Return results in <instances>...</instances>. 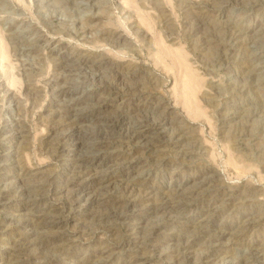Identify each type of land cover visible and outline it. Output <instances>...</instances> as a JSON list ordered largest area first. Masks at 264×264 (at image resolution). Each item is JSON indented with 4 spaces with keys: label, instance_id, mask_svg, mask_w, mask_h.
<instances>
[{
    "label": "rangeland",
    "instance_id": "rangeland-1",
    "mask_svg": "<svg viewBox=\"0 0 264 264\" xmlns=\"http://www.w3.org/2000/svg\"><path fill=\"white\" fill-rule=\"evenodd\" d=\"M38 37L42 39L40 42L36 40ZM219 45L227 49L222 50ZM23 47L31 48L32 53L23 55ZM66 53L75 57L77 61L73 63L77 67H81V57L103 56L124 68L141 69L143 75L137 79L138 88L133 93L118 82L114 73L108 72L100 79L95 78L93 69L88 70L89 81L79 79L67 84L73 88L81 86L84 93L81 95H95L98 100L112 93L116 97L110 103L115 106L113 110L124 101L136 107L166 99L172 112L179 113L176 129L193 133L196 140L183 149L160 139L158 151L167 165L159 166L153 161V147L130 137L119 140L89 121L85 123L89 129L84 132L88 143L117 142L112 150L115 151L108 152L101 175L109 173L117 179L132 176L140 184L142 198L147 197L148 190L161 194L158 190H164L175 180L211 176L212 186L220 187V194L193 201L184 219L171 222L166 233L181 235L184 240H198L201 232L193 230L191 219L197 221L200 215H207L209 232L214 234L235 226L247 215L252 222L250 229L241 233L238 241L225 240L226 254L221 260L204 264H238L247 254L246 244L264 245V215L259 212L264 206V0H0V160L10 157L16 163L0 173L9 175L0 188L12 194L11 206L14 204L12 208L0 209V264L4 263L11 245L21 240L23 233L31 231L30 226H20L22 217L28 216L21 214L17 206L38 197L37 193L22 196L12 176L23 168L32 173L43 172L50 178L53 191L63 189L66 179L72 176L61 158V145L50 142L49 135V121L54 113L65 110L64 100L57 99L62 105L58 106L46 84L52 76L61 73L56 70ZM80 81L83 86L79 85ZM234 108L239 114L231 119L229 113ZM85 114L95 117L97 111L87 109ZM12 116L25 122L26 133L9 152L3 143L6 123ZM114 116L115 131L124 134L127 129L124 116ZM134 117L148 120L145 129L150 137L160 135L155 123L160 116L139 111ZM85 150L83 153L90 154L86 153L87 156L95 153ZM184 150H190L192 155H186ZM118 153L134 158L138 167L116 166L114 156ZM117 179L107 185L106 191L94 187L89 195L99 191L97 194L126 199L128 194L116 187ZM225 195L232 198L227 206L222 201ZM211 199L216 203L212 209H206ZM61 201L64 195L57 193L47 202L61 204ZM92 210L106 211L99 205H94ZM161 220V216L137 219L136 223L142 222L139 226H144L141 234L133 228L136 225L100 226L92 221L85 223L82 216L65 214L60 229L45 232L48 236L57 231L65 233L66 243H61L64 251L48 250L45 255L54 261L79 263L100 246H106L110 252L106 264H173L175 253L170 252L173 250L152 253L149 247L139 246L151 235L153 224ZM187 223L192 229L180 231ZM206 247L199 246L196 251L202 254ZM36 249L39 252L38 248L31 250L34 255ZM227 257L229 262H222ZM29 264L43 262L33 259Z\"/></svg>",
    "mask_w": 264,
    "mask_h": 264
},
{
    "label": "bare ground",
    "instance_id": "bare-ground-1",
    "mask_svg": "<svg viewBox=\"0 0 264 264\" xmlns=\"http://www.w3.org/2000/svg\"><path fill=\"white\" fill-rule=\"evenodd\" d=\"M197 16L199 20L203 21V17L201 15ZM111 37L118 39L122 38V36L116 34L111 35ZM36 40L37 42H40L42 39L41 37H38ZM219 46L222 48V50L227 49L226 46ZM21 51L23 55H29L33 50L31 48L24 49L23 47ZM62 59L63 62L61 63V66L59 65L58 70H56L60 71L61 73H57L58 75L56 74L54 77L52 76V78L46 83L51 89V92L54 94V100L57 102L58 106L61 107L62 105L59 104L57 99H63V105L65 107H63L65 109L63 112L61 109V113H52L53 116L49 121V135L50 142L61 145V158L67 163L72 176L66 179L65 186L59 191L56 189L54 191L52 190L50 178L45 176L43 172L32 173L29 170L20 168L21 170L12 176V178H14L18 184V188L21 190L20 194L22 196H29L30 194L37 193L38 197L36 198L35 195L34 197L36 199L34 201L21 202L20 205L17 206L19 207L18 211L21 214L25 213L26 216H28L27 219H23L22 217L20 226H22V228L30 226L31 231L30 233H23L21 240L15 241L11 245L4 259V263L2 264H29L31 261H33V259L34 261L40 260L43 262V264H106L108 261V254L110 253L108 251V247L106 246H100L91 253L87 260L85 259L86 261L79 263L74 261L71 263H69L70 261H54L45 255L48 250L64 251L63 244L61 243L65 242V233L57 231L48 236L45 234V232L60 229L61 225L65 221V214L69 216L71 215L72 217L77 215L82 216L84 217L85 223L92 221L100 226L114 227L118 223L128 225L129 227L136 225L137 227L135 226L133 228L138 233H141V231L144 230V226H139L143 223H136L137 219L143 218V220H149L151 218L152 220L153 217L161 216L162 220L153 224L152 233L147 238V241H140V247H149L148 249H151L152 253H164L167 250H173L170 251L173 252L172 254L175 253V257H173L175 261H173V264H195L196 262L204 264L213 263L218 259L221 260V256L226 254L224 249L225 240L238 241L241 233L248 230V228L250 229L252 222L249 216L244 215L242 217L243 220L238 222L235 226L232 225L223 229H219V231L215 232L214 234L209 232L210 220H208V218L210 217H207V215H203L202 217L200 215V219L197 221L191 219L189 222L190 224L192 223L191 225L193 230L199 229L201 232L200 237L197 238L198 240H184L181 235H170L166 233V229L168 228L169 224H171V222H176L178 219H184L185 211L192 208L193 201L196 202V200H199L202 197H213V195L219 191L218 189H220V187L217 189L212 186L211 176H197L186 181L175 180L172 181L171 184L164 190H158L161 192V194L154 190H148L146 191L147 197L142 198V193L139 189L140 184L136 181V179L133 180L132 176L127 175L125 177L123 176L124 178L120 177L121 179H117L115 176L108 175L109 173H106L107 175L100 174V170L104 166L105 161H108L106 160V158H108V152L115 151L112 150L116 147L117 142L98 141V143H88L85 139L84 132L86 129H89L85 123L89 121L91 123L94 122L93 124L96 123V125L98 124L103 129L110 131L112 133L110 136H118L119 140L130 137L140 144H145L149 147L151 146V148L153 147V153L155 154L153 161L159 166H165L167 165V161L160 155L158 151V143L160 142V139H164L165 142L167 141L173 146L183 147V149H185L188 144L194 142L195 140V137L192 136L193 133L190 135L188 134L189 132H186L187 130L184 131L185 129L183 128L176 129L177 125L179 124V116H177L179 113L177 114L172 112L173 109L166 99L151 100L142 106L138 105L136 107L126 104L124 101L121 107H116L115 110H113V107L115 106H112L110 103L114 102L116 97H114V95L110 92L107 93L106 99H102L101 97L98 100L95 95L84 97L81 95L83 93L81 86L79 88H73V86L69 87L67 82L79 79H83L85 82L89 81L91 76H89L90 72L88 70L90 69L95 70V78L100 77V79H103L104 76H106L105 74H108V72L114 73V76L116 79H118V82L123 85L126 90L131 91L132 93L133 91L137 90L139 83L137 79L141 77V74L143 75V71H140L141 69L134 66L124 68L122 64L103 56L97 58L91 56L81 57L79 60L81 67H77L76 64L73 63V61H77L75 60V57H72L67 53L66 55L64 54L62 56ZM94 76L92 75L93 78ZM82 82L79 85H81ZM79 85L77 84V86ZM79 95L81 96L79 97ZM15 107L18 108V105ZM109 108H112V110H109ZM87 109H96V116L86 117L85 111ZM232 110L233 109H231V113H229V118L231 119L239 114L238 109L234 108V110ZM111 111L113 112L112 114L110 113ZM139 111L147 112L149 116H151V114L153 116H160L155 122L159 128L160 134L157 138L150 137L148 135L145 129L148 122L146 118V120H140L134 117L135 113ZM114 115L124 116V123L127 124V129L124 134L121 133L122 131L118 134L115 131L114 126L117 121L113 120L115 117ZM171 116L176 117L171 118ZM153 119L154 118H152V120ZM8 120L9 121L6 123V134L3 146L6 151L12 152L15 143L18 142L19 139H23V137H25L24 135L26 130L25 122L21 118L12 116ZM87 148L94 151L95 153L92 154V156H87L90 155L87 153V151V155H85L86 153L83 152ZM184 151L186 155H192L190 150ZM114 157L116 163L114 164L116 166H128L134 169L138 167L135 159H132V157L128 156L127 154L118 153ZM9 158L10 157L0 160V173L7 171L9 166L11 167L16 164ZM102 173H104V171H102ZM7 178H9L8 174H1L0 185L2 182L7 181ZM116 179L118 180L115 182L117 184L116 187L120 186L121 189L126 194H128L125 196L127 197L126 199L118 200L113 198V196L111 197L102 193L97 194V192H102V190L107 189V185L110 183L112 184V182ZM94 187H98L100 190L95 191L93 194L90 193L91 195H89V192ZM227 192L225 191V194ZM57 193H62L64 195V201H61V204L55 202L51 204L48 203L47 201L49 198ZM157 196H160V198L158 197V199ZM230 196L225 195L222 199L226 206L232 199H230ZM11 197L12 194L3 191L0 188V209L12 208L14 206V204L11 206ZM213 203H216L215 199H211V201L205 205V208L212 209ZM94 205L104 207L107 212L105 211L104 213L102 211L100 213L99 211H93L92 207ZM259 212L263 213L264 215L263 205ZM191 225H188V223L184 224L180 231H190L189 228H191ZM203 245L207 246L206 250L203 251L202 254H199V252L196 251V248ZM246 246L248 248L247 254L244 256V258L241 257L242 261H237L240 262L238 264H248L250 262L255 264H264V245L248 243ZM33 248L39 249V252L36 249L38 253L34 252L35 255L31 251ZM226 261L229 262V257L224 259L222 258V262L227 263Z\"/></svg>",
    "mask_w": 264,
    "mask_h": 264
}]
</instances>
